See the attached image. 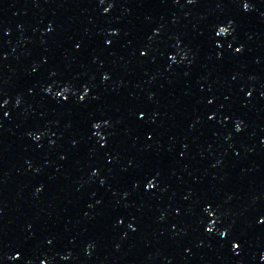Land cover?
<instances>
[{"label":"water","instance_id":"95a60500","mask_svg":"<svg viewBox=\"0 0 264 264\" xmlns=\"http://www.w3.org/2000/svg\"><path fill=\"white\" fill-rule=\"evenodd\" d=\"M57 0H0V118Z\"/></svg>","mask_w":264,"mask_h":264},{"label":"snow or ice","instance_id":"6c2138e0","mask_svg":"<svg viewBox=\"0 0 264 264\" xmlns=\"http://www.w3.org/2000/svg\"><path fill=\"white\" fill-rule=\"evenodd\" d=\"M100 2L103 3L104 0H100ZM194 2H195V0H188V3H194ZM242 7H243V11H244V12H248V11L250 10V8H251V5H250V3H248V2H244L243 5H242ZM105 11H107V9H105ZM49 30L51 31V29H49ZM228 31H229V29H228L227 27L220 26V27L218 28V32H217L216 34H217V35H224V34H226ZM109 43H111V41H109ZM77 47H79V45H78ZM217 47H219V45H217ZM230 47H231V46H230ZM241 51H242V47H237V48L235 49V52H237V53H240ZM140 55H141V56H145V55H147V52H146V51H142V52L140 53ZM170 59L175 60V57H174V56H173V57H170ZM103 79H104V80H108V79H109V76H108V75H105V76L103 77ZM47 91L50 92L51 89H47ZM83 91H84V95H81V96H79V98H78L80 101H84V100H85V98H86L87 95H88L89 89H88L87 87H85ZM64 92H68V88H65V89H64ZM56 96H57V97H63L64 100H67V99H68V97H67V96H64L62 92H57V93H56ZM211 102H212V101H209V103H211ZM3 103H4V104H7V100H5ZM17 103H19V101H17ZM4 115L7 116L8 113H7V112H4ZM210 118H211V117H210ZM93 127L98 129V128L101 127V124H100V123H95V124L93 125ZM236 131H237V132L241 131V127H240V123H239V122H238L237 125H236ZM36 139H39V137H36ZM102 139H104V138H102ZM149 139H151V137H149ZM104 146H105L104 144L101 145V147H104ZM93 175H96V173L94 172ZM101 183H103V182H101ZM146 187H147L148 189H152V188L155 187V184L153 183L152 180H149L148 183L146 184ZM37 191H41V189H37ZM205 211H208V212H209V215L212 214L211 211H209L208 208H206ZM119 223L122 224V223H123V220H120ZM260 223L264 224V220H261ZM129 227H131V225H129ZM133 231H135V229H133ZM208 231H209V232H212V231H213V228H211V227L208 228ZM220 235H221V236H225V235H227V232H226V231H222V232H220ZM48 243H52V241H48ZM90 247H91V245H90ZM239 247H240L239 244H233V248H234V249H235V248H239ZM11 259H13V260H19V259H21V253H20L19 251H17V253H16L14 256L11 257ZM65 259H67V257H65Z\"/></svg>","mask_w":264,"mask_h":264}]
</instances>
